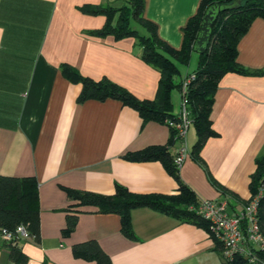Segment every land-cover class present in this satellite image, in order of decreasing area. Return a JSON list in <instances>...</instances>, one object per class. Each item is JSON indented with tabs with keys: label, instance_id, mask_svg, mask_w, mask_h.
<instances>
[{
	"label": "crops",
	"instance_id": "1",
	"mask_svg": "<svg viewBox=\"0 0 264 264\" xmlns=\"http://www.w3.org/2000/svg\"><path fill=\"white\" fill-rule=\"evenodd\" d=\"M127 0H0V174L35 177L40 212L39 240L22 238L28 264H100L74 251L96 241L112 264H228L210 229L149 207L131 212L135 238L122 232L116 213L85 207L66 232L72 201L67 189L114 194L118 186L138 194L172 195L178 180L161 160H132L127 154L150 146H168L167 122H144L140 113L117 98L80 100L82 84L68 79L62 65L81 75L108 78L137 98L156 97L160 71L142 58L134 37L116 39L90 32L102 28L104 14L81 8L117 7ZM202 0H144V16L159 36L181 48L184 27ZM131 26L145 35L136 20ZM184 70L175 81L194 73ZM238 62L251 73H226L219 81L210 112L217 135L209 137L198 157L190 125L188 155L179 169L182 182L201 199L226 200L240 212L252 192L256 158L264 154V17H257L238 44ZM189 61V63H190ZM182 102L172 92L173 112ZM194 127L188 137L189 130ZM183 146L170 147L176 155ZM0 264H16L0 247Z\"/></svg>",
	"mask_w": 264,
	"mask_h": 264
},
{
	"label": "trees",
	"instance_id": "2",
	"mask_svg": "<svg viewBox=\"0 0 264 264\" xmlns=\"http://www.w3.org/2000/svg\"><path fill=\"white\" fill-rule=\"evenodd\" d=\"M225 6L213 24L208 49L200 54L198 68L188 81H175L180 73L179 64H189L194 44L201 29L206 11L213 5ZM235 4L236 7H227ZM144 0H127L120 7L94 5L81 8L92 14H104L106 24L90 33L96 36L112 35L116 39L134 37L142 47V58L160 71L158 91L155 99H139L126 88L108 78L94 80L81 75L67 64L62 65L64 75L83 86L80 100L95 98H117L124 104L135 108L143 121L156 120L168 122L179 120L173 112L172 92L179 89L184 92L187 110L196 129L197 140L192 154L198 157L206 140L217 135L212 128L210 112L220 79L229 72L251 73L239 64L238 44L250 25L257 17H264V0H202L198 12L184 27V40L181 48L176 49L165 42L158 34V27L144 16ZM136 20L146 29L139 33L131 26ZM185 86V89H184ZM171 128V141L168 146H150L126 155L132 160H161L167 170L178 180L179 192L172 195L138 194L123 186H118L114 194H100L86 190L67 189L69 198L74 201L68 214L66 232L76 225L77 215L85 207H95L101 213H116L122 219V232L129 238L136 236L131 222V212L140 207H149L180 220L192 221L209 229V223L197 212L201 200L195 192L182 182L170 147L177 141V130ZM256 169L251 176L252 195L262 190L259 204L261 229L264 234V154L255 160ZM19 225H24L35 240H39L40 212L38 206V181L35 177H16L0 174V247L9 250V258L16 264H28L29 257L23 251L20 242L22 236L16 233ZM11 232V240L3 239V231ZM29 237V238H30ZM218 242V241H217ZM219 245V242H218ZM220 247V245H219ZM77 255L86 259L95 258L100 264H112L110 257L93 240L74 246ZM258 256L264 261V251L258 250ZM226 262V261H225ZM228 264H250L238 255ZM46 264V263H43Z\"/></svg>",
	"mask_w": 264,
	"mask_h": 264
},
{
	"label": "built area",
	"instance_id": "3",
	"mask_svg": "<svg viewBox=\"0 0 264 264\" xmlns=\"http://www.w3.org/2000/svg\"><path fill=\"white\" fill-rule=\"evenodd\" d=\"M190 74L184 81L193 78ZM185 89V86H184ZM182 93V102L178 113L179 120H168V125L177 130V136L183 146L178 150L174 161L181 167L184 163L188 149L185 145V138L192 121L187 110L185 93ZM262 190L246 202L240 212H229L226 200L201 199L197 212L209 223V229L220 245V252L226 262H234L240 255L250 264H264L258 256L257 251H264V234L261 229L259 204ZM16 233L24 238L30 234L24 225H19ZM3 239L11 240V232L3 231Z\"/></svg>",
	"mask_w": 264,
	"mask_h": 264
},
{
	"label": "water",
	"instance_id": "4",
	"mask_svg": "<svg viewBox=\"0 0 264 264\" xmlns=\"http://www.w3.org/2000/svg\"><path fill=\"white\" fill-rule=\"evenodd\" d=\"M224 7L225 6H220V5L216 4V5L211 6L206 11V13L203 17L200 32H199L198 37H197L195 44H194V51L195 52H197L199 54H203L208 49L210 39H211V35H212L213 24H214L218 14H219V11ZM227 7L232 8V7H236V5L230 4Z\"/></svg>",
	"mask_w": 264,
	"mask_h": 264
},
{
	"label": "rangeland",
	"instance_id": "5",
	"mask_svg": "<svg viewBox=\"0 0 264 264\" xmlns=\"http://www.w3.org/2000/svg\"><path fill=\"white\" fill-rule=\"evenodd\" d=\"M120 6H122V5H119V6H117V7H120ZM196 65H197V63H196V57L193 56V58L191 59L189 65L184 67V68H185L184 70H185V71H186V70H193V69H195ZM193 130H194V127L192 126V127L190 128V130H189L188 137L191 135V133H192Z\"/></svg>",
	"mask_w": 264,
	"mask_h": 264
}]
</instances>
